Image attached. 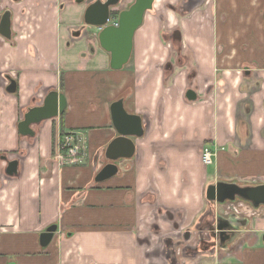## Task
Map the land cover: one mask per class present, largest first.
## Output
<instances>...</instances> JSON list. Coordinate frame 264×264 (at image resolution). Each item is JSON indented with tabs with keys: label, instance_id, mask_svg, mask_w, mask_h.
<instances>
[{
	"label": "crops",
	"instance_id": "0c3cea01",
	"mask_svg": "<svg viewBox=\"0 0 264 264\" xmlns=\"http://www.w3.org/2000/svg\"><path fill=\"white\" fill-rule=\"evenodd\" d=\"M88 6L0 0V16L12 14L11 40L0 35V264H264V206L206 198L219 182L264 184V9L261 22L219 17L207 43L194 33L171 35L184 46L166 81L141 31L147 15L129 63L115 71L99 35L74 30ZM51 91L67 99L64 118L32 126L35 137L20 135L28 109ZM119 100L142 117L145 135L133 139L132 159L116 162L119 174L97 183L119 136L111 114ZM69 138L85 154L72 164L60 157ZM207 146L216 153L209 166ZM13 160L18 174L9 176ZM221 215L235 228L224 244L210 236ZM52 225L58 230L42 247Z\"/></svg>",
	"mask_w": 264,
	"mask_h": 264
},
{
	"label": "water",
	"instance_id": "95a60500",
	"mask_svg": "<svg viewBox=\"0 0 264 264\" xmlns=\"http://www.w3.org/2000/svg\"><path fill=\"white\" fill-rule=\"evenodd\" d=\"M121 0H97L90 4L84 14L87 26L100 30L99 42L101 47L110 54V67L112 70H122L130 61L136 32L143 26L145 16L155 7L156 0H135L126 10L119 12L114 24L113 8ZM9 10L0 16V35L8 40L12 37V16ZM7 92H17V82L9 80ZM190 101L197 99L194 90L186 94ZM67 109V99L63 93L51 91L45 98L43 105L29 108L24 119L18 124V131L24 137H35L36 131L32 126L62 116ZM111 114L113 124L119 136L114 139L106 150V157L110 161L97 174V183L105 182L119 174L120 168L116 164L121 159H132L136 154L134 138L140 139L145 135L143 119L138 114H129L124 107V101L119 100L112 104ZM19 161L9 162L7 174H18ZM206 198L212 203L224 205L227 201L235 202L237 199L247 201L254 209L264 206V184L254 187H240L234 183L219 182L207 188ZM234 225L224 216H219L215 226L211 229L210 236L219 239L221 244L231 239L228 230H234ZM58 226L52 225L41 234L42 247H47L57 232Z\"/></svg>",
	"mask_w": 264,
	"mask_h": 264
},
{
	"label": "rangeland",
	"instance_id": "374dc122",
	"mask_svg": "<svg viewBox=\"0 0 264 264\" xmlns=\"http://www.w3.org/2000/svg\"><path fill=\"white\" fill-rule=\"evenodd\" d=\"M72 1L75 3V0ZM85 1L88 5H90L97 0ZM102 1L104 2L106 0ZM229 1H233L234 4H236L234 5L235 7H223L222 4H219V0H157L154 9L147 13L146 25L141 29V31L147 34L150 38L149 40H151L149 51L155 56L154 58H156L160 64H164L163 70L166 81H170L172 79L173 72L175 71L174 67H176L178 63V57L184 46L183 42H175L171 38V35L173 36L177 32H181L183 35L184 33L187 35L194 33L201 35L203 39H206L208 38L209 32L214 33L212 26L216 23V19L219 20V17L226 15V13L238 15L244 14L245 17H248L247 15H249L250 18L248 20L245 19V22L247 21L251 23L254 21H262L264 0ZM134 2L135 0H121L120 4L112 10L118 12L126 10ZM227 8L230 10H226ZM80 25H82V27L76 26L74 30L78 31V29H80L88 32L90 35L94 34L96 36L100 33L98 28L85 25L83 20ZM212 39L215 40L214 38ZM188 42L194 45L198 41L194 43L191 39V41L189 40ZM207 42L208 40L206 43ZM205 45L208 46L209 44H205L203 42H198L197 44V46H201V48H204ZM170 46H172L171 49H169ZM170 63L172 64V68L168 66ZM141 220L145 221L146 219L143 217ZM154 228V233L158 232L159 234H162V231ZM138 233L140 234V231Z\"/></svg>",
	"mask_w": 264,
	"mask_h": 264
},
{
	"label": "built area",
	"instance_id": "2783aa9c",
	"mask_svg": "<svg viewBox=\"0 0 264 264\" xmlns=\"http://www.w3.org/2000/svg\"><path fill=\"white\" fill-rule=\"evenodd\" d=\"M64 148L66 151L64 154H62L60 157L65 160L72 163L78 162L80 159H82L84 152L82 153V148L80 145H78L74 139H67L64 142ZM215 152L210 148V147H205L203 149V154H202V161L206 166H209L213 163L214 157H215Z\"/></svg>",
	"mask_w": 264,
	"mask_h": 264
},
{
	"label": "trees",
	"instance_id": "16d2710c",
	"mask_svg": "<svg viewBox=\"0 0 264 264\" xmlns=\"http://www.w3.org/2000/svg\"><path fill=\"white\" fill-rule=\"evenodd\" d=\"M118 16H119V12L118 11H114L113 12V14H112V19L113 20H117L118 19ZM64 118V116H62V119ZM62 135V137L65 139V136H68V135H66V134H61Z\"/></svg>",
	"mask_w": 264,
	"mask_h": 264
},
{
	"label": "flooded vegetation",
	"instance_id": "af4514ba",
	"mask_svg": "<svg viewBox=\"0 0 264 264\" xmlns=\"http://www.w3.org/2000/svg\"><path fill=\"white\" fill-rule=\"evenodd\" d=\"M113 12H114V11H113ZM114 22H115V20H113L111 23H113V24H114ZM175 35H176V34H174L173 36H174V37H176Z\"/></svg>",
	"mask_w": 264,
	"mask_h": 264
}]
</instances>
